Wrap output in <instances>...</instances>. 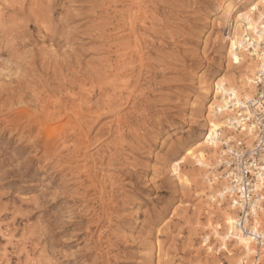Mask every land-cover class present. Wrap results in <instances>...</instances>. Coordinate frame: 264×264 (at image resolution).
Returning a JSON list of instances; mask_svg holds the SVG:
<instances>
[{
    "label": "rangeland",
    "instance_id": "374dc122",
    "mask_svg": "<svg viewBox=\"0 0 264 264\" xmlns=\"http://www.w3.org/2000/svg\"><path fill=\"white\" fill-rule=\"evenodd\" d=\"M228 1L264 3L0 0V264L251 263L206 226L235 217L210 199L228 183L204 140L214 84L250 76Z\"/></svg>",
    "mask_w": 264,
    "mask_h": 264
},
{
    "label": "bare ground",
    "instance_id": "6f19581e",
    "mask_svg": "<svg viewBox=\"0 0 264 264\" xmlns=\"http://www.w3.org/2000/svg\"><path fill=\"white\" fill-rule=\"evenodd\" d=\"M255 2V1H254ZM264 2V1H263ZM237 3H233V1H228L226 3H222L221 7L225 14V21L228 24V35L226 37L228 44V53L231 55L232 59H236L238 62H241L244 57H250V76L247 79L239 80L241 85L238 86L237 82L229 81L230 84L226 85V81L224 78H220L218 82L214 84V94L215 96H219V100L216 104L209 108L208 110V119L209 124L207 127V131L205 133V139L210 144V147L213 149H217L220 145H225V150L222 155L219 157L220 161L216 162L215 169L220 166L224 159L225 152L230 148V141L233 138H237L240 133H242V137L246 138L245 144L246 146H251L253 141V134L251 126L247 125L245 122L247 118L252 116V112L255 110L254 107H250L246 101H250L253 98V92L256 90V77L258 76L257 72L264 64V3H262V10L259 9L258 1H256L252 10H258L259 14L257 19H255L253 12L247 13H238V16L235 18V14L238 11ZM220 7V8H221ZM261 51V52H260ZM254 56V57H253ZM253 57V58H252ZM247 59V58H246ZM223 77V76H222ZM207 89V88H206ZM255 95V94H254ZM246 106V107H243ZM233 116L228 117L225 121L231 125V132L234 133L230 136H226L223 133V130L219 124V120L225 118L230 115V113L234 112ZM240 129V131H239ZM200 143L195 145V148L199 146ZM203 168L208 170L209 164L206 162H202ZM226 169V168H225ZM214 170V169H213ZM203 179L207 183V185L211 186V182L208 178L207 171L205 172ZM222 177L225 178L228 183L223 184L222 197H218V193H213L210 196L211 200H215L217 205H221L224 198H230L229 201V211L236 210L237 200L230 188V178L229 175H224L222 173ZM214 176V175H213ZM179 181L183 186L190 188L192 186L191 180L185 175H179ZM258 181L261 183L260 185L264 189V173L258 174ZM197 183V182H196ZM263 189H261V200L258 204L255 205L253 212L256 216L260 218V213L264 212V195L262 194ZM202 190V189H201ZM216 197H218L216 199ZM234 197V198H233ZM224 222L226 226V230L223 233H220L215 224L212 223L210 218H207L206 226L212 232L214 238L219 240V244L221 248L226 249V245L228 242L234 241L235 244L241 251L243 252V257L245 260L252 259L254 248L251 240L244 234L239 232H233L232 224L235 219L234 213L225 212L224 213ZM236 216V212H235ZM259 218L257 222H259ZM264 235V230H263ZM208 250L211 251V245H208ZM264 256V254H263ZM243 260V259H242ZM238 261L237 264H243V261ZM253 264V263H252Z\"/></svg>",
    "mask_w": 264,
    "mask_h": 264
},
{
    "label": "built area",
    "instance_id": "2783aa9c",
    "mask_svg": "<svg viewBox=\"0 0 264 264\" xmlns=\"http://www.w3.org/2000/svg\"><path fill=\"white\" fill-rule=\"evenodd\" d=\"M257 74V94L246 101L255 109L245 121L252 128V144L248 147L241 139L231 141L220 165L223 174L229 175L230 188L237 200L232 230L246 235L253 244L254 253L250 264H264L261 258L264 254V225L257 222L259 217L253 212L262 198L263 189L258 174L264 173V64Z\"/></svg>",
    "mask_w": 264,
    "mask_h": 264
}]
</instances>
